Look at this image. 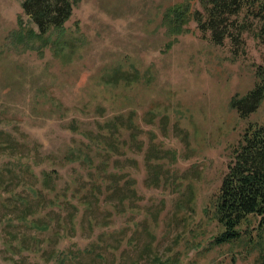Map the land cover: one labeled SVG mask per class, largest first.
I'll use <instances>...</instances> for the list:
<instances>
[{
  "label": "rangeland",
  "instance_id": "rangeland-1",
  "mask_svg": "<svg viewBox=\"0 0 264 264\" xmlns=\"http://www.w3.org/2000/svg\"><path fill=\"white\" fill-rule=\"evenodd\" d=\"M71 1L66 36L44 40L23 0H0V264H264L257 224L218 244L213 211L264 123V100L248 118L230 105L264 39L234 52L194 20L173 34L189 0Z\"/></svg>",
  "mask_w": 264,
  "mask_h": 264
},
{
  "label": "trees",
  "instance_id": "trees-1",
  "mask_svg": "<svg viewBox=\"0 0 264 264\" xmlns=\"http://www.w3.org/2000/svg\"><path fill=\"white\" fill-rule=\"evenodd\" d=\"M192 1L167 12L166 22L173 34L181 33L194 20L215 44L230 39L234 52L244 50L245 33L256 30V35L264 39V0H194L200 2L202 10L194 9ZM22 8L34 24L24 32L26 36L44 40L50 35L66 36V23L74 9L71 0H23ZM30 41L33 45L38 42ZM256 78L252 88L230 100L243 118H248L264 100V64L257 65ZM213 211L223 227L215 238L218 244L239 240L248 224H257L259 232L264 233V123L248 122L215 195ZM157 261L155 257L154 264ZM166 264L176 261L167 260Z\"/></svg>",
  "mask_w": 264,
  "mask_h": 264
}]
</instances>
